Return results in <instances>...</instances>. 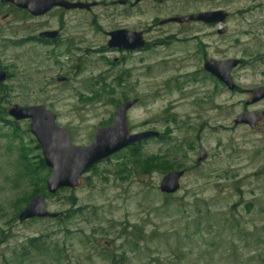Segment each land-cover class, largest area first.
<instances>
[{
	"label": "rangeland",
	"instance_id": "1",
	"mask_svg": "<svg viewBox=\"0 0 264 264\" xmlns=\"http://www.w3.org/2000/svg\"><path fill=\"white\" fill-rule=\"evenodd\" d=\"M66 1L96 6L29 20L0 1V68L8 75L0 86V264H264V119L255 130L233 125L243 110H264V101L245 106L247 92L264 86V0ZM210 10L228 14L216 28L227 34L202 42L208 57L243 63L230 73L235 93L201 78L196 43L181 42L211 30L159 26ZM41 28L62 30L61 42L19 43ZM117 29L141 32L146 50L111 52L108 33ZM131 100L129 132L160 138L96 164L81 187L48 194L51 172L38 167L30 123L14 122L8 107L43 106L74 146L86 147ZM200 151L207 156L197 163ZM179 171V190L162 194L163 177ZM34 190L60 220L18 221Z\"/></svg>",
	"mask_w": 264,
	"mask_h": 264
},
{
	"label": "water",
	"instance_id": "2",
	"mask_svg": "<svg viewBox=\"0 0 264 264\" xmlns=\"http://www.w3.org/2000/svg\"><path fill=\"white\" fill-rule=\"evenodd\" d=\"M17 10L27 11L33 17L43 16L53 8L69 10H88L94 4L72 3L66 0H4ZM121 0L120 4H125ZM223 11L200 13L188 17H175L160 22L183 24L185 22H201L206 25H220L227 18ZM224 30L219 29L218 34ZM55 33H43L41 37L54 38ZM145 45L141 32L119 30L109 33V48L123 51H139ZM239 65L238 60L224 62L209 61L204 65L205 71L215 76L229 91L234 89L230 72ZM7 79L6 74L0 69V84ZM251 99L246 105L264 99V86L250 92ZM136 104V100L124 102L115 110L113 123L105 128L95 131L94 138L86 147L74 146L70 134L56 124V116L43 106L21 107L10 105L7 115L14 121H29V132L36 140L44 166L51 171L45 186L48 194L55 195L63 189H77L84 184L83 176L96 164L112 157L113 155L143 141L157 139L156 132H143L131 134L127 124V112ZM264 118L263 112L243 113L234 120V126L244 125L253 130ZM206 153L200 151L197 163L206 160ZM184 171L166 174L159 186V191L165 195H172L179 190L180 180ZM57 213H50L45 208L44 199L40 194L34 195L28 205L20 212L19 222L32 219H56Z\"/></svg>",
	"mask_w": 264,
	"mask_h": 264
},
{
	"label": "flooded vegetation",
	"instance_id": "3",
	"mask_svg": "<svg viewBox=\"0 0 264 264\" xmlns=\"http://www.w3.org/2000/svg\"><path fill=\"white\" fill-rule=\"evenodd\" d=\"M1 2H3V3H5L6 4V6L7 7H13L12 5H10V4H8V3H6L4 0H0ZM121 0H119V1H117V3L119 4V5H122V6H130V7H132V6H134V3H130L129 2V0H126V2H125V4H120L119 2H120ZM187 1H195V0H187ZM72 3H77V2H72ZM79 3V2H78ZM86 4H94V6H92V7H90V9H88V10H80V11H86V12H90V10L93 8V7H95L96 5H95V3H86ZM14 8V7H13ZM14 10H17V9H15L14 8ZM53 10H61V11H66V10H64V9H61V8H53L52 10H50L48 13H46L45 15H43V16H39V17H33V16H31L27 11H23V10H17L24 18H26V19H29V20H38V19H41L42 17H44V16H46L47 14H49L50 12H52ZM69 11H76V10H69ZM213 11H220V10H210V11H200V12H188V13H185V14H182L181 16H178V17H188V16H193V15H197V14H200V13H209V12H213ZM16 12V11H15ZM68 12V11H67ZM228 15V14H227ZM3 18H6V16L5 17H3ZM172 18H175V17H172ZM227 18H228V16H227ZM227 18H226V20H227ZM168 19H171V18H168ZM168 19H166V20H168ZM225 20V21H226ZM162 21H165V20H162ZM162 21H160V22H162ZM224 21V22H225ZM160 22H159V26H162V25H160ZM223 22V23H224ZM223 23H221L220 25H222ZM169 24H174V25H178L179 27H178V29L179 30H181L182 31V33H186V31H192V30H203V29H206V30H211V32L208 34V36H204V37H202V38H199L198 36H196L195 34L193 35V36H190V37H183L182 39H181V42L183 41V42H185V43H188V42H195L196 43V45H197V48H195V50L192 52V54L195 56V57H198L199 59H200V65H201V69H198V70H196V72L197 73H199V75H200V73H201V78L203 77L204 79H206V80H209V81H212V82H215V83H217V84H220L224 89H226L229 93H235V92H237L238 90V88H237V86H235L234 85V89L232 90V91H229L228 89H227V87L224 85V84H222L215 76H213V75H211L210 73H208L207 71H205V69H204V65H205V63L206 62H209V61H215V62H224V61H228V60H234V59H224V60H216V59H214L213 57H208V55L206 54V50L208 49V46L206 45V44H204L202 41L204 40V39H210L211 38V36H217V37H225L226 36V34H227V32H226V30L224 29V28H218V29H216L219 25H206V24H204V23H201V22H194V21H190V22H185V23H183V24H176V23H168V24H165V25H169ZM219 29H221V30H224V33L223 34H218V30ZM119 30H125V29H117V30H114V31H119ZM62 30H60V29H57V30H51V29H45V30H43L42 28L41 29H39V31L35 34V35H33V36H31V37H28L27 39L26 38H24V39H22L19 43H23V44H31V45H40V46H43V47H55L56 45H58V43H60L61 42V32ZM114 31H112V32H114ZM43 33H55V36H54V38H48V37H41V35L43 34ZM109 33H111V32H109ZM109 33H108V37H109ZM188 34V33H187ZM143 35V34H142ZM169 39V38H168ZM109 41V40H108ZM108 43V42H107ZM160 43H162V42H160ZM148 47V46H147ZM107 48L108 49H110V50H113V51H111V52H117V53H121V54H123V53H134V51H123V50H118V49H116V48H109L108 46H107ZM144 48H146V43H145V45H144V47L141 49V50H143ZM144 50H146V49H144ZM243 65V63L242 62H240L239 61V65L236 67V68H238V67H241ZM236 68H234V69H236ZM1 69V68H0ZM234 69H232V70H234ZM2 70V69H1ZM231 70V71H232ZM5 74H6V76H7V78H8V75H7V73L4 71V70H2ZM231 73V72H230ZM231 77V76H230ZM7 80V79H6ZM231 80H232V77H231ZM66 81V78H63V77H61V78H58V80H57V82H59V83H63V82H65ZM232 83H233V80H232ZM3 84V83H2ZM2 84H0V86L2 85ZM234 84V83H233ZM261 87H263V86H261ZM252 91V90H251ZM251 91H248L247 92V94L250 96V98H249V100L251 99V94H250V92ZM249 100H247L246 101V103L249 101ZM264 101V99H262V100H260V101H258V102H256V103H253V104H249V105H246V103H245V106L246 107H249V106H251V107H253V106H257V105H259L260 103H262ZM264 111V110H263ZM263 111H261V110H254V111H247V110H243V112L241 113V114H243V113H256V112H263ZM240 114V115H241ZM239 116V115H238ZM264 119V118H263ZM263 119L261 120V122L263 121ZM235 120V119H234ZM261 122H259L256 126H255V128L253 129V130H255L256 129V127L261 123ZM233 125H234V121H233ZM238 126H244V125H238ZM236 127V126H235ZM245 127H247V126H245ZM251 130V129H250ZM160 138V135H159V137L157 138V139H159ZM152 140H155V139H152ZM135 146H138L139 147V144H136V145H134V146H131V147H129V148H134ZM107 160V159H106ZM43 161V160H42ZM57 214H59V216L56 218V219H54V220H58L59 218H61V216H62V214H60V213H57Z\"/></svg>",
	"mask_w": 264,
	"mask_h": 264
},
{
	"label": "trees",
	"instance_id": "4",
	"mask_svg": "<svg viewBox=\"0 0 264 264\" xmlns=\"http://www.w3.org/2000/svg\"><path fill=\"white\" fill-rule=\"evenodd\" d=\"M0 101H1V99H0ZM4 112V111H3ZM136 148H138V146H135L134 147V150L136 151ZM132 154V156H133V154L134 153H131ZM134 157H135V155H134ZM147 164V163H146ZM38 167H40V168H42V169H45V167H44V164H43V161L42 160H40L39 161V163H38ZM29 169V168H28ZM31 176V175H30ZM43 189H44V187H43ZM39 192L37 191V190H34L33 191V193H32V197L34 196V195H36V194H38ZM31 197V198H32ZM31 200V199H30ZM30 200H29V202H30ZM28 202V203H29ZM28 203H27V205H28ZM26 205V206H27ZM60 220V219H59ZM29 247H30V249H32V250H34L35 252H38V251H40V244L38 243V240L37 239H31L30 241H29ZM121 262H122V260H121Z\"/></svg>",
	"mask_w": 264,
	"mask_h": 264
}]
</instances>
